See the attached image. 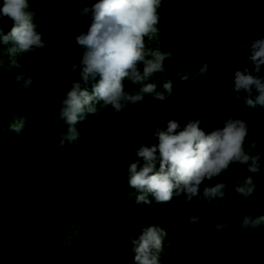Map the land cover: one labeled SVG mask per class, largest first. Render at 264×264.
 <instances>
[{"label": "trees", "instance_id": "trees-1", "mask_svg": "<svg viewBox=\"0 0 264 264\" xmlns=\"http://www.w3.org/2000/svg\"><path fill=\"white\" fill-rule=\"evenodd\" d=\"M94 2L33 0L29 9L33 23L48 46L18 57L23 69L8 66L5 49L0 68V264H136L131 240L139 236L142 223L168 232L165 243L170 240L171 247L164 248L161 264H264V224L256 231L240 227L244 215H264V108L245 107L231 91L235 71L251 64L241 56L243 49L236 41L264 36V0L162 4L160 31L149 44L156 47L158 40L161 50L173 55L165 61L166 72L154 74L149 82L163 92L164 80L171 79V95L165 93L166 99L160 101L145 94L142 102L120 113L108 106L76 126L82 133L76 142L59 148L65 129L63 122L51 127V117L58 113L59 98L70 80H80V67L69 72L65 53H76L79 64L83 50L75 36L87 31L81 25L91 22L89 16L74 21L73 14ZM2 24L6 34L13 22L5 17ZM206 56L208 74L197 75ZM33 67L30 75L35 82L25 92L15 75ZM186 70L189 79L182 80ZM124 85L126 91L138 89L127 80ZM29 113L35 115L21 133L10 129ZM229 117L248 121L245 149L261 154L252 196L245 199L235 193V181L250 173L232 165L212 181L226 182L230 198L208 204L202 197L203 186L210 184L205 181L200 197L191 204L183 195L167 203L136 202L139 193L128 184V167L137 161L139 147L158 143L156 128L166 130L169 120L183 128L198 119L210 132L212 125L223 127L221 120ZM253 141L255 149L250 147ZM237 209L240 214H233ZM193 213L200 215L199 224L188 223ZM221 221L230 226L216 232L214 225ZM209 237L212 244L206 245Z\"/></svg>", "mask_w": 264, "mask_h": 264}, {"label": "clouds", "instance_id": "clouds-1", "mask_svg": "<svg viewBox=\"0 0 264 264\" xmlns=\"http://www.w3.org/2000/svg\"><path fill=\"white\" fill-rule=\"evenodd\" d=\"M31 2L33 0H3L0 6V68L4 66L5 49L8 66L23 69L18 57L48 46L37 30V24L33 23L34 12L29 10ZM165 3L173 4L176 0H96L73 14L74 21L77 17L89 16L91 22L81 25L82 28L87 27V31L75 36L76 44L83 50L79 64L76 53L71 56L65 53L69 72L80 67V80H70L66 94L59 98L58 113L51 117V127L60 126L63 122L65 129L60 135L59 148L76 142L82 135L76 126L108 106L115 113H120L129 105L142 102L145 94H154L160 101L166 99L165 93L171 95V79L164 80L163 92L157 91L156 83L149 82L154 74L166 72L165 61L173 55L171 51H162L158 40L156 47L149 44L158 37V9ZM44 13L45 9H42L41 15ZM5 17L13 22L6 34L2 24ZM68 27L73 28L74 23ZM236 43L242 46L241 56L251 64L235 71L231 91L236 99L242 98L245 107L253 110L264 108V36L248 42L240 37ZM209 67V57L206 56L197 75L207 76ZM33 70L34 67L29 72L19 71L15 75L25 92L33 88L35 81L30 75ZM181 79H189L187 70ZM125 80L138 89L126 91ZM34 115L29 113L28 117H19L9 126L10 129L21 133L28 125L29 117ZM221 123L223 127L212 125L210 132L200 127L198 119L189 120L183 128L175 120L167 122L166 130L156 128L158 143L139 147L136 150L137 161L128 167V184L139 193L136 202L145 205H150L153 200L167 203L174 196L183 195L185 202L191 204L194 198L200 197L205 181L210 184L203 186L202 197L208 204L230 198L225 191L228 187L226 182L212 181L232 170V165H240L250 173L235 181V193L245 199L252 196L256 189L254 177L261 171V154L252 155L245 149L248 121L229 117ZM99 127L97 122L96 128ZM250 147L255 149L256 142L253 141ZM240 211L233 210V214L239 215ZM200 222L201 217L197 213L188 217L189 224ZM262 224L264 215L253 217L246 214L240 227L245 232L250 229L256 231ZM229 226L230 222L221 221L215 223L214 228L221 232ZM235 231L233 228L232 232ZM167 236L165 229L142 223L139 236L131 240L136 264H161L164 248L171 247L170 240L165 243ZM204 243L211 245V238H206Z\"/></svg>", "mask_w": 264, "mask_h": 264}]
</instances>
